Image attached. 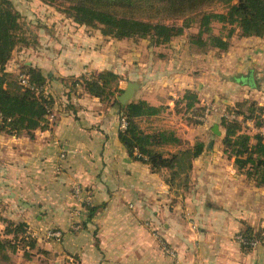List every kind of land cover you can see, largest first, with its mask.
Returning <instances> with one entry per match:
<instances>
[{
  "label": "crops",
  "instance_id": "0c3cea01",
  "mask_svg": "<svg viewBox=\"0 0 264 264\" xmlns=\"http://www.w3.org/2000/svg\"><path fill=\"white\" fill-rule=\"evenodd\" d=\"M36 6L41 22L48 27L54 22L56 31L37 29L36 44L14 53L5 71L17 74V58H24V65L45 78L53 107L48 129L32 136L0 134V232L3 220L27 225L37 244L48 241L47 232H58L60 240L53 241L58 249L67 248L59 254L69 258L77 253L81 264H264V184L256 186L223 155L222 132L218 142L207 144L192 161L184 189L167 184L166 171L152 173L148 165L131 160L118 140V109L67 83L106 70L122 76V55L115 56L116 68H110L105 37L87 29L73 32L75 24L69 19L58 30L62 16L49 6ZM239 40L248 45L234 53ZM226 52L234 57L220 68L226 84L210 85L209 97L216 103L207 121L213 125L228 115L226 109L243 101L264 109V38L232 39ZM179 58H151L147 76L142 75L144 64L138 63L133 78L147 82L135 79L133 100L168 106L169 111L180 103L184 107L185 91L199 95L197 76L189 83L177 71ZM159 64L172 71L160 70ZM241 74H250L252 84L232 81ZM198 77L208 75L201 72ZM126 86V79L118 82L122 91ZM155 120L143 122L149 127ZM175 130L178 138H186ZM86 206H101L89 221ZM246 230L258 236L251 238L255 247L238 241Z\"/></svg>",
  "mask_w": 264,
  "mask_h": 264
},
{
  "label": "trees",
  "instance_id": "16d2710c",
  "mask_svg": "<svg viewBox=\"0 0 264 264\" xmlns=\"http://www.w3.org/2000/svg\"><path fill=\"white\" fill-rule=\"evenodd\" d=\"M37 1L64 14L78 26L99 30L102 37L148 40L155 48L169 45L172 39L182 36L193 23L198 25V31L189 38V45L202 50L209 48L225 52L234 37L264 38V0ZM211 4L223 5L225 11L214 13L204 9ZM170 20L180 21V24L165 23ZM213 23L229 27L224 37L213 35ZM24 35L20 17L14 11L12 2L0 0V134L12 137L23 134L32 136L37 130L48 129V117L53 107V100L45 93V78L38 69L28 66L24 70L27 82L38 89L37 93L19 85V74L16 76L5 71L13 52L30 45ZM91 75V79L85 76L74 79L70 86H80L85 94L97 98L110 108L118 109L119 116L126 121L125 129L119 128L118 140L128 157L148 165L152 173L166 171L165 181L170 186L179 179L177 187L187 188L192 161L206 150L205 144L198 140L190 148L166 155L162 147L179 145L181 140L172 131L147 133L140 128L141 121L156 117L164 108L152 106L144 100H130L121 105L116 99L122 93L118 87L121 79L111 71ZM181 100L187 111L195 110V115L199 116L203 114L202 107H196L199 101L193 92L185 91ZM226 113L232 115L233 119L222 117L219 121L222 128V153L227 159L233 160L236 169L243 172L246 178L256 186H261L264 184V138L259 133L253 136L245 133L240 117L254 118L253 114L257 113L260 121L257 122L262 126L264 109L254 102L243 101L226 109ZM100 207H85L87 221ZM3 224L4 228L0 232V263L8 262L20 243L30 250L35 249L36 237L27 225L8 220H3ZM252 235L251 231L246 230L240 236L245 239L258 238ZM60 238L61 235L54 240ZM27 252L30 251H24V257H29Z\"/></svg>",
  "mask_w": 264,
  "mask_h": 264
},
{
  "label": "rangeland",
  "instance_id": "374dc122",
  "mask_svg": "<svg viewBox=\"0 0 264 264\" xmlns=\"http://www.w3.org/2000/svg\"><path fill=\"white\" fill-rule=\"evenodd\" d=\"M14 6V11L19 15L20 17V23H22L23 26V33L26 36L27 42L31 44H36L35 41V34L34 32L37 31V29L44 30V27L48 31H53L55 32V26L54 22L51 27L44 25V22H41L40 20V15L39 13V8L36 6L38 3L37 0H10ZM41 4V3H40ZM42 6V5H41ZM54 6H57L55 4ZM53 6V7H54ZM55 9H60L59 7ZM205 10L214 12V13H221L225 11V8L223 5L220 4H211L206 7H204ZM54 12V8L52 10ZM52 13V12H51ZM59 14V13H58ZM45 15H49V12L45 13ZM62 16V20L64 23L59 24L57 29H63L62 26L66 27V22L67 19L64 14H59ZM45 17V16H44ZM70 20V19H69ZM71 21V20H70ZM41 22V24H39ZM72 22V21H71ZM67 22V23H71ZM73 23V22H72ZM167 24H180V21H165ZM75 29L73 32H78L80 30L84 31L87 29L88 32H92L94 34H98L101 36L99 33V30L96 29H90V28H85L84 26H78L74 25ZM225 27V28H223ZM229 27L227 26H222L218 23H213L212 24V33L213 35L216 36H222L224 37L227 33V30ZM198 31V25L196 23H193L190 28L186 29L185 32L183 33L182 36L178 38H174L171 41V50L167 51V54L164 52L166 51L168 45L162 46V47H152L150 45V42L148 40H136V39H124V40H113L111 38H106L107 43L104 45L107 48V54L109 55L110 59H108V66L112 69L116 68L115 66V56L118 54L119 56L122 55V62H123V72L124 74L122 76H118L120 79L124 80L126 79L127 83H135L137 85V79L140 83L146 84V78L143 77L144 80H141L138 78H133V72H136V69L141 67L139 64H144L145 67H143L142 70V75L147 76L146 74V67H149L147 64L149 63V60L151 58H154L155 60L159 61H164V57H172V59H176V56H179L182 61H181V66L178 68L177 71H181V74H185L187 76V79L189 83L194 82V75L197 76V81H196V88H198V84L200 86L201 91H198L197 98L198 96L200 97L201 104L198 102L199 107L203 110V114L205 111V108H207L209 111L208 113L206 112V116L204 117V121H199L198 117L199 115H195V110H189L187 111L185 107L181 106V103L178 104L177 107H173V109L167 111L169 109L168 106H161L164 108L159 115H157L155 118L156 120L152 122L149 127L146 126V123L141 121L140 122V128L147 133H155L158 131H172L174 134H176L175 129H179V132L183 134L186 138H180L181 143L179 145H166L162 147V149L165 151V154H172V153H177L178 151L184 150L186 148H190L194 145V143L198 140L202 141L205 146L207 147V144L212 142L213 144L218 142L219 136H216L212 133V125L211 123H208L207 119L212 114L211 112L214 110L213 108V103H216L212 98L209 97L211 94L210 90V85L214 84L215 82L221 83V84H226L225 79H222V72L220 71V68H222L223 64L225 65L224 61H233L234 57L232 58L231 54L228 56V52L225 51L223 53L222 51H217V50H212V49H198L194 45H189V38L194 36ZM52 32V33H53ZM58 35V34H57ZM233 39H236L235 37ZM232 40H230V43ZM176 43V45H175ZM234 42L233 46V52L235 53L236 51L245 48L246 45L244 44L241 40L238 41V44ZM173 45V46H172ZM230 46V45H229ZM174 47V48H172ZM91 48V46H90ZM229 48V47H228ZM22 49V47L17 48L13 52L14 53L19 52ZM156 49V50H154ZM208 50V51H207ZM228 50V49H227ZM231 50V49H230ZM157 51V52H156ZM164 53V54H162ZM159 55V57L157 56ZM235 54H233L234 56ZM181 56L183 58H181ZM17 61L20 63V67L18 68V72L16 76L19 75H24V70L25 67H28L24 65L25 59L22 57L17 58ZM217 62V64H216ZM162 63V62H160ZM160 70L164 69L161 64H159ZM182 68V69H181ZM166 69V68H165ZM173 69V68H172ZM109 71V70H106ZM166 71H172V70H167ZM201 72H204L205 74L208 75V77H203L201 79L198 77V74ZM113 73V72H112ZM140 73V72H139ZM91 74L93 73H88L84 75L87 79H91ZM164 74V73H163ZM170 74V73H169ZM212 75L211 77H209ZM184 77V75H181ZM189 76V77H188ZM84 77V78H85ZM171 77V76H170ZM169 77V79H170ZM173 77V75H172ZM179 77V76H178ZM164 75H161L160 79L163 81ZM181 78V77H180ZM185 78V77H184ZM79 79V78H78ZM177 79V78H175ZM73 80L68 81L67 83H72ZM198 82V83H197ZM120 89V88H119ZM44 90V89H43ZM124 91V89H123ZM122 91V92H123ZM136 91V90H135ZM134 91V93H135ZM122 94V93H121ZM120 94V95H121ZM119 96V95H117ZM116 96V97H117ZM134 96V94H133ZM206 99H208L207 102ZM131 101H136L130 99ZM204 102L202 103V101ZM199 101V100H198ZM211 101V103H210ZM198 107V106H196ZM202 114V115H203ZM162 116V118H161ZM164 116V117H163ZM177 117V118H176ZM248 117V116H246ZM254 118H241L240 117V123L243 131L249 135H255L257 131L260 129V124L257 122L259 121V116L257 113L253 114ZM121 118L122 116H119V122L121 123ZM176 119V120H175ZM229 120L233 119L228 118ZM148 120V119H147ZM260 122V121H259ZM186 125V126H185ZM194 125H197L196 129H194ZM217 127L219 128L220 133L222 132V128L219 126V124H216ZM176 136V135H175ZM177 137V136H176ZM167 175V174H166ZM181 179H183L181 177ZM179 185V179L175 180L174 182V188H178L180 190V187H177ZM76 191V189H75ZM78 197V196H76ZM78 203V201H76ZM33 235V233H31ZM36 237V236H35ZM30 240V239H29ZM48 241H46L43 244H37L36 242V247L35 249L30 250L27 246H23L22 243L20 245H17V252L15 254H11L9 261L6 263H0V264H81V259L78 258V254L76 253L74 256L69 255V258L66 255L59 254L60 251L66 250L65 249H58L57 242L53 241V238H47ZM42 243V242H41ZM54 245V246H53ZM24 247V248H23ZM81 249V248H79ZM24 251H30L27 252L29 254V257H24ZM64 251V252H66Z\"/></svg>",
  "mask_w": 264,
  "mask_h": 264
},
{
  "label": "built area",
  "instance_id": "2783aa9c",
  "mask_svg": "<svg viewBox=\"0 0 264 264\" xmlns=\"http://www.w3.org/2000/svg\"><path fill=\"white\" fill-rule=\"evenodd\" d=\"M18 83H19L20 86H22L24 88H28L31 91H35L36 93L38 92V89L37 88L33 87L31 84H29L27 82V79H26V77L24 75H20L18 77ZM208 111L209 110L207 108H205L204 114L203 115H200L198 117V120L199 121H204V117L206 116V112L208 113ZM224 117L231 118L232 115H225ZM0 119H1V117H0ZM125 126H126V121H125L124 117H122L121 118V123H120V129H125ZM258 133L264 138V127L261 128ZM79 194H80V191H78V190H76L74 192V195L75 196H79ZM47 236H49L51 238H59L60 233H58V232H47ZM237 239L240 242V244H242L244 246H251V247H255L256 246V241H254V240L245 239V238H243L241 236H239Z\"/></svg>",
  "mask_w": 264,
  "mask_h": 264
},
{
  "label": "water",
  "instance_id": "95a60500",
  "mask_svg": "<svg viewBox=\"0 0 264 264\" xmlns=\"http://www.w3.org/2000/svg\"><path fill=\"white\" fill-rule=\"evenodd\" d=\"M232 81H236L240 85H251V75H237L232 78ZM137 85L135 83H127L126 89L122 92L121 95L117 96L116 99L120 102L121 105H125L130 99H132L134 91L137 89ZM212 133L216 136H220V132L218 131L217 125L212 126Z\"/></svg>",
  "mask_w": 264,
  "mask_h": 264
}]
</instances>
